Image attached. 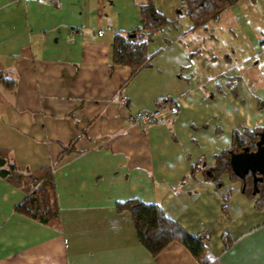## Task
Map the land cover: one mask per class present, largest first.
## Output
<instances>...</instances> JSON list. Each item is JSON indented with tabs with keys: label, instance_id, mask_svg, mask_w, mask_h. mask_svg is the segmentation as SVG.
<instances>
[{
	"label": "crops",
	"instance_id": "obj_1",
	"mask_svg": "<svg viewBox=\"0 0 264 264\" xmlns=\"http://www.w3.org/2000/svg\"><path fill=\"white\" fill-rule=\"evenodd\" d=\"M143 1L0 0V70L16 80L0 86V149L21 171L51 165L59 207L56 225L25 217L23 191L0 178V264H199L176 241L155 256L138 244L114 207L133 197L203 236L211 264H264V206L208 173L232 130L264 125V0L194 30L181 0H151L169 24L148 43L151 66L125 83L111 39L138 26ZM166 97L175 113L128 122Z\"/></svg>",
	"mask_w": 264,
	"mask_h": 264
},
{
	"label": "trees",
	"instance_id": "obj_2",
	"mask_svg": "<svg viewBox=\"0 0 264 264\" xmlns=\"http://www.w3.org/2000/svg\"><path fill=\"white\" fill-rule=\"evenodd\" d=\"M182 7L190 22L189 29H204L209 21L218 19L220 13L238 0H181ZM138 26L129 31L115 32L111 39V66L125 65L130 73L127 83L140 70L151 66L153 57L159 48L148 51V43L153 36L169 24V20L154 7L151 0H144L138 5ZM0 86L12 92L15 90L16 80L8 72L0 70ZM157 108L169 107L175 113L171 98H161L155 103ZM264 125L251 129L241 127L232 130L230 144L227 148L213 155L214 163L209 168L210 178L215 185L220 186L221 176H227L232 182L240 184L244 196L254 199V208L264 206V179L256 181L253 191L252 174L247 172L242 178L237 177L229 165L231 152H240L244 148L248 151L255 149L258 133ZM71 141L63 146L54 162L74 150ZM193 165L190 173L193 172ZM0 178L23 191V199L14 206V211L37 222L56 225L59 222V207L56 197V187L51 165L42 166L33 171H21L8 149H0ZM229 192L223 195L224 205ZM118 212L126 211L131 217L136 239L151 256H155L170 241L183 245L199 264H211L213 259L206 255L203 246V236L191 235L166 217L161 208L155 203H145L137 198H129L114 203ZM224 246L228 241L223 238Z\"/></svg>",
	"mask_w": 264,
	"mask_h": 264
},
{
	"label": "water",
	"instance_id": "obj_3",
	"mask_svg": "<svg viewBox=\"0 0 264 264\" xmlns=\"http://www.w3.org/2000/svg\"><path fill=\"white\" fill-rule=\"evenodd\" d=\"M229 165L232 172L239 178L247 172L252 174L253 191L256 190V181L264 179V129L258 133L255 149L248 151L244 148L240 152H231ZM210 174V171L208 170Z\"/></svg>",
	"mask_w": 264,
	"mask_h": 264
},
{
	"label": "built area",
	"instance_id": "obj_4",
	"mask_svg": "<svg viewBox=\"0 0 264 264\" xmlns=\"http://www.w3.org/2000/svg\"><path fill=\"white\" fill-rule=\"evenodd\" d=\"M50 1H55V0H50ZM100 33L101 32L98 31V34ZM121 102L124 103L123 100ZM169 110L170 108L167 106L162 108H157L155 106V108L152 109L151 111L128 114L127 120L132 124H143V123H152L155 121H162L167 117Z\"/></svg>",
	"mask_w": 264,
	"mask_h": 264
}]
</instances>
